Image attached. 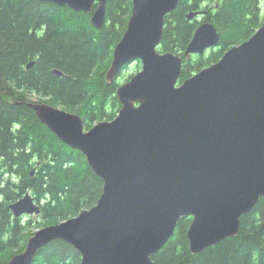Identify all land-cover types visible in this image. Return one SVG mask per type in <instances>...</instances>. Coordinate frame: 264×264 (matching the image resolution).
Segmentation results:
<instances>
[{"label": "water", "instance_id": "95a60500", "mask_svg": "<svg viewBox=\"0 0 264 264\" xmlns=\"http://www.w3.org/2000/svg\"><path fill=\"white\" fill-rule=\"evenodd\" d=\"M40 1L89 12L97 29L105 21L107 0ZM179 1L132 0L105 81L112 83L136 60L141 68L117 86L121 107L113 119L85 129L78 113L26 102L63 143L85 156L103 189L93 206L34 231L6 264H32L53 240L71 244L80 264H153L152 256L184 217L191 218L186 238L197 254L237 235L241 217L264 198V16L248 39L179 83L182 56L157 48L165 16ZM205 13L190 11L186 18ZM218 43L214 24L203 21L183 56ZM9 209L14 217L41 212L30 191Z\"/></svg>", "mask_w": 264, "mask_h": 264}, {"label": "trees", "instance_id": "16d2710c", "mask_svg": "<svg viewBox=\"0 0 264 264\" xmlns=\"http://www.w3.org/2000/svg\"><path fill=\"white\" fill-rule=\"evenodd\" d=\"M260 1H179L165 16L157 47L182 56L179 83L254 33L263 21ZM131 9L132 0H107L105 21L97 29L89 12L40 0H0V264L25 248L34 225L58 223L97 202L102 179L26 102L38 96L39 101L78 113L85 129L95 121L113 119L121 107L115 95L118 77L128 65L110 84L105 73ZM199 10L206 13L186 18V13ZM203 21L216 27L218 45L203 54L183 56ZM31 60L34 64L26 68ZM136 66L141 68L140 61ZM54 68L67 76L58 77ZM26 191L40 203L42 222L28 215L14 217L9 209ZM190 221L179 220L173 236L152 256L153 264H264V198L241 217L237 235L197 254L190 252L186 238ZM80 259L71 244L53 240L37 251L32 264H80Z\"/></svg>", "mask_w": 264, "mask_h": 264}, {"label": "rangeland", "instance_id": "374dc122", "mask_svg": "<svg viewBox=\"0 0 264 264\" xmlns=\"http://www.w3.org/2000/svg\"><path fill=\"white\" fill-rule=\"evenodd\" d=\"M260 11H261V15H263V14H264V0H261V1H260ZM138 69H139V67L136 66V61L130 63V64L128 65V68H127L126 70H124V74H123L122 76L120 75V76L118 77V82H119V83H122V82L126 81V80H125L126 77H127L128 75H130V74H135V73L138 71ZM32 99L39 100L40 97H38V96H33ZM96 122H97V121H95L93 124H95ZM28 217H31L32 220L35 221V223H36L37 221L42 222V218L40 217V214H38V215H33V216H27V218H28ZM40 227H42V226H40ZM40 227H39V228H40ZM30 229H31L32 231H35V230H37L38 228H36V225H34V226L31 227Z\"/></svg>", "mask_w": 264, "mask_h": 264}, {"label": "flooded vegetation", "instance_id": "af4514ba", "mask_svg": "<svg viewBox=\"0 0 264 264\" xmlns=\"http://www.w3.org/2000/svg\"><path fill=\"white\" fill-rule=\"evenodd\" d=\"M96 6V3H94V7Z\"/></svg>", "mask_w": 264, "mask_h": 264}]
</instances>
